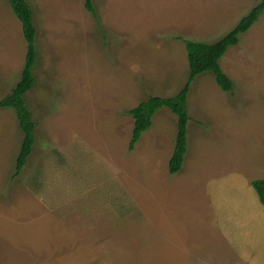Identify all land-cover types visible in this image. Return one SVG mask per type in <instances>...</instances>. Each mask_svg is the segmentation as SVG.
Returning a JSON list of instances; mask_svg holds the SVG:
<instances>
[{"label":"rangeland","instance_id":"1","mask_svg":"<svg viewBox=\"0 0 264 264\" xmlns=\"http://www.w3.org/2000/svg\"><path fill=\"white\" fill-rule=\"evenodd\" d=\"M84 1L26 0L36 143L15 177L22 133L0 109V264H264V207L243 188L264 177V12L219 61L231 94L210 73L192 82L177 174L167 172L176 116L156 111L129 150L128 114L184 87L183 40L218 41L261 0H93L98 21ZM25 53L0 0V100ZM223 181L220 206L207 191Z\"/></svg>","mask_w":264,"mask_h":264},{"label":"trees","instance_id":"2","mask_svg":"<svg viewBox=\"0 0 264 264\" xmlns=\"http://www.w3.org/2000/svg\"><path fill=\"white\" fill-rule=\"evenodd\" d=\"M10 8L20 23L22 37L26 45L24 65L21 70L20 79L12 88L10 93L0 100V109L14 111L18 128L22 133L20 149L15 159L14 176L17 177L27 164V160L33 152L36 143L35 131L36 121L25 100V94L32 89L36 83L35 69L39 59L36 49V28L33 22V13L26 0H8ZM85 10L91 13L98 21L93 0L84 1ZM264 12V0H261L245 15L236 26L224 37L214 43L195 42L183 40L186 51L188 78L184 87L174 96L148 97L140 102L135 108L128 111L133 119V128L129 143V150H133L143 132L147 131L152 124L154 113L166 108L176 116V138L173 152L167 164V172L170 175L177 174L183 165L187 153V124L189 116L186 104L190 86L194 79L204 73L213 75L216 85L225 93L233 92V82L222 71L219 65L227 49L235 46L239 36L246 33ZM252 188L258 196L260 204L264 207V177L252 181Z\"/></svg>","mask_w":264,"mask_h":264},{"label":"crops","instance_id":"3","mask_svg":"<svg viewBox=\"0 0 264 264\" xmlns=\"http://www.w3.org/2000/svg\"><path fill=\"white\" fill-rule=\"evenodd\" d=\"M262 179V178H261ZM228 184L229 182L228 181H223L221 184H213V185H211L210 186V188L208 189V194L211 196V198L213 199V201H214V203L215 204H218V205H220V206H222V204H223V197L221 196V194H220V191L223 189V188H221V186L223 185V184ZM250 183V185H251V183H252V181H250V182H247L246 183V185L244 184L243 185V188H246L247 187V185ZM252 187V186H251ZM254 190V189H253ZM217 192L218 194H215V192ZM259 200V199H258ZM256 229V230H255ZM259 231V225H257L256 226V228H253V227H251V231H250V236H252V238H254V237H256V233ZM232 240V239H231ZM234 248H235V246H234ZM249 248L250 249H252V248H254V244H252L251 246H249ZM247 255H245V258L244 259H247Z\"/></svg>","mask_w":264,"mask_h":264}]
</instances>
